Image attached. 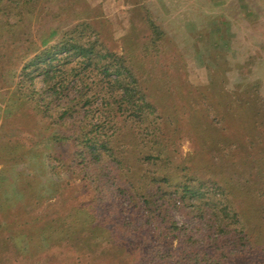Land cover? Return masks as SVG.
<instances>
[{
	"label": "trees",
	"instance_id": "16d2710c",
	"mask_svg": "<svg viewBox=\"0 0 264 264\" xmlns=\"http://www.w3.org/2000/svg\"><path fill=\"white\" fill-rule=\"evenodd\" d=\"M49 3L55 4L0 0V48L13 65L23 62L7 98L13 116L5 121L29 118L35 126L30 144L0 140L4 241L24 255L53 248L54 264H264V75L258 70L233 81L223 115L210 113L216 103L209 96L204 114L192 110L191 133L216 158L203 177L201 152H180L178 102L170 101L169 84H150L154 71L141 57L132 61L107 48L86 22L66 30L54 25L34 40V21L43 27L61 19ZM146 20L152 34L142 57L160 59L165 32ZM233 62L246 73L244 62ZM214 78L222 88L223 76ZM233 124L252 134L250 156L238 134L228 133ZM66 177L81 181L91 197L58 195L62 207L30 215L15 229L20 215L40 207Z\"/></svg>",
	"mask_w": 264,
	"mask_h": 264
},
{
	"label": "rangeland",
	"instance_id": "374dc122",
	"mask_svg": "<svg viewBox=\"0 0 264 264\" xmlns=\"http://www.w3.org/2000/svg\"><path fill=\"white\" fill-rule=\"evenodd\" d=\"M54 3L49 4L54 7L55 12L58 8L61 19L53 18L49 23L43 22L46 24L43 27L40 20L34 21L31 25L33 39L38 40L44 29V36L47 37L58 24L66 30L86 22L92 26L93 37L101 40L107 48L125 54L132 61L141 57L146 71H154L149 76L150 84L160 87L163 83H168L172 93L170 101L178 102L176 114L179 116L178 127L182 129L178 143H181L182 156L199 150L201 156L197 163L204 168L203 177H209L211 173L206 170L216 158L212 152L202 150L200 139L191 133L192 110L204 114L205 98L209 96L216 103L211 105L210 113L214 115L213 111L216 109L223 115L226 111L224 102L229 101L230 94L226 95V91L232 88L233 81H240L242 77L250 80L251 75L254 77L258 70L259 74L264 75V0H54ZM147 16L156 21L165 32L164 43L160 46L163 52L160 59L142 57L144 43L152 34ZM6 52L8 51L0 48V140L3 136V143L14 140L29 143L35 128L32 119L27 118V122L21 123L13 118V124L5 121L6 117L13 116L7 98H12V93L15 94L23 66V62L18 64L17 60L16 65H13ZM237 60L244 62L246 73L238 74L237 70L240 69L235 68L233 62ZM12 67L16 69V77L10 83ZM249 69L252 70L251 74ZM214 72L223 76L220 79L224 83L222 88L221 84L215 85L218 82L216 83ZM148 80L149 78L146 79L147 85ZM29 112L36 114L31 108ZM217 121L222 130L220 116ZM242 129H245L242 125L233 124L228 133L238 134L240 149L247 152L246 156H250L248 152L255 147L251 142L252 134ZM259 144L264 152L262 140ZM25 147L29 145L26 144ZM45 150L49 151L50 147ZM226 158L228 166L234 169L231 159ZM2 167L3 163L0 162V170ZM50 192L47 190L49 195L41 201L40 207L29 209L24 215H20V221L14 225L15 229L20 228L30 215L52 214L62 207V203L57 200L58 195L71 197L75 194V199L72 200L78 202L91 197L81 181L70 177L63 179L60 190L53 194ZM12 193L16 194L15 188H12ZM4 237L6 233L0 231V250L7 246L14 249L13 245L4 241ZM41 250L27 255L20 252V249H14L13 255H6V251L2 250L5 254H0V264H54L55 257L59 256L55 249L47 247Z\"/></svg>",
	"mask_w": 264,
	"mask_h": 264
}]
</instances>
